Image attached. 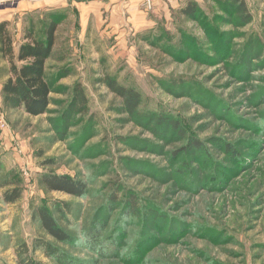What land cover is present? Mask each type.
I'll use <instances>...</instances> for the list:
<instances>
[{
	"label": "rangeland",
	"instance_id": "rangeland-1",
	"mask_svg": "<svg viewBox=\"0 0 264 264\" xmlns=\"http://www.w3.org/2000/svg\"><path fill=\"white\" fill-rule=\"evenodd\" d=\"M25 1L31 7L2 11L16 49L28 33L43 39L53 20L59 39L46 114L0 99V264H19L24 244L43 264H264V0H244L248 20L237 0H186L195 16L162 12L123 44L81 37L73 7ZM108 78L140 94L135 113ZM49 173L87 181L90 191L48 192L41 176ZM8 181L21 188L14 204L3 199ZM43 206L70 241L43 229L34 214ZM38 240L65 257H47Z\"/></svg>",
	"mask_w": 264,
	"mask_h": 264
},
{
	"label": "trees",
	"instance_id": "trees-1",
	"mask_svg": "<svg viewBox=\"0 0 264 264\" xmlns=\"http://www.w3.org/2000/svg\"><path fill=\"white\" fill-rule=\"evenodd\" d=\"M249 17L244 0H237ZM197 5L189 1L182 10L186 16L193 17L196 14ZM250 19V18H249ZM59 22L53 20L50 22L45 37L38 39L33 37L32 33L26 34L16 49L13 34L10 29V22L0 23V55L8 61L10 77L2 84L0 97L2 104L6 109L23 110L33 117L46 114L51 101L52 89L47 80L46 70L47 62L52 57L53 51L58 42ZM108 88L116 94L124 104L126 111L130 114L135 113L141 104V96L134 89L119 85L113 79H106ZM78 88V86H77ZM162 123H169V127L184 134V129H180L177 121L168 119L159 120ZM190 145L194 149H203L199 140H190ZM50 164L53 162L50 161ZM41 182L48 192L61 193L75 198H85L90 189L87 181L78 180L64 174L49 173L41 176ZM17 181H8L3 187L7 188L3 193V199L6 204H14L20 200L22 192ZM116 197L112 195L114 200ZM129 209L134 212L137 202L135 198L129 200ZM55 209L61 214H68L71 211L70 204L67 202H56ZM40 221L43 229L55 240L59 242H68L71 235L62 229L56 219L51 214L48 207H37L34 212ZM106 225V224H105ZM38 246L45 252L49 258H55L61 261L64 254L49 241L38 240ZM19 264H43L35 262L28 256V247L24 244L22 252L19 253Z\"/></svg>",
	"mask_w": 264,
	"mask_h": 264
},
{
	"label": "crops",
	"instance_id": "crops-1",
	"mask_svg": "<svg viewBox=\"0 0 264 264\" xmlns=\"http://www.w3.org/2000/svg\"><path fill=\"white\" fill-rule=\"evenodd\" d=\"M150 1L151 5L148 6V0H89L86 2L73 1L72 3L67 0H48L49 3H52L51 5L75 9L83 27L81 37L86 38L87 35L103 33L114 37L120 44H123L127 38L135 36V33L141 29L153 28L162 12L169 13L171 9L184 8L189 2L184 5L186 0ZM31 3L24 1L20 5L31 7ZM18 8L20 9V6ZM4 21L8 20L3 16V12H0V23ZM48 63L49 60L46 67ZM1 65H4L5 69L3 74L0 69V93L2 84L10 77L7 62H3Z\"/></svg>",
	"mask_w": 264,
	"mask_h": 264
},
{
	"label": "built area",
	"instance_id": "built-area-1",
	"mask_svg": "<svg viewBox=\"0 0 264 264\" xmlns=\"http://www.w3.org/2000/svg\"><path fill=\"white\" fill-rule=\"evenodd\" d=\"M25 0H0V12L17 7L21 2ZM74 2H86L89 0H72ZM151 5V1L148 0V6ZM7 129V122L5 120L4 112L2 110V106L0 103V130H5Z\"/></svg>",
	"mask_w": 264,
	"mask_h": 264
}]
</instances>
